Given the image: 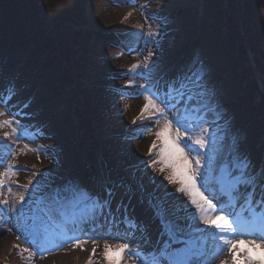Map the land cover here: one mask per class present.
<instances>
[{"label":"rangeland","instance_id":"rangeland-1","mask_svg":"<svg viewBox=\"0 0 264 264\" xmlns=\"http://www.w3.org/2000/svg\"><path fill=\"white\" fill-rule=\"evenodd\" d=\"M192 1L194 3H203L206 11V6L213 8L212 13L206 14V20L210 22L209 24L212 25V27L230 24L231 18L236 20L237 13L234 15V12H239L247 3V0H123L122 3L114 0H38V6L30 5L24 11L19 10L17 5L10 1L9 5L7 2L0 11V14L3 16L0 17V20L4 33H7L11 26L14 27L21 23H24L25 26L24 29L21 28V36L18 34L17 37L11 38L17 40L20 44L16 46L13 45L15 44L14 42L11 43V47L7 49V51H9V57L5 58L2 62V65L6 66L9 63L8 58L24 60L21 64H23L22 66L25 68V71L20 74L21 81L24 83L19 84L12 76H10V79L13 81L8 82L0 73V90L4 96L6 92L8 93V96H5V98L0 95V101L7 98L11 102L10 106H6L5 103L0 102V121L13 119L20 121L21 125L19 126L21 138L17 140V134H11L6 138V142L3 138V133H12V129L18 127V125L11 124L0 126V159L5 161L4 163H0V173L4 172L8 163L17 166L26 165L29 169L27 171H16V174L11 177L10 184L0 186V202L7 199L9 201V208L12 205H16L17 210H19L20 203L18 202L17 194L23 192L26 197L24 202L26 217L34 215L33 212L28 210L30 205L32 207L35 206L30 199L31 194L38 192L53 175L58 178L69 177L70 179H74L76 177L74 169L78 166L77 161H75V154L86 152V147L79 150L78 146L71 145L69 143L71 141L68 140L66 134V132H68L72 135L77 134L84 136L85 133L80 134L74 128V122L69 123L68 129L63 127L67 119L71 120V117L73 118L72 110L68 108V110L64 111L63 115H54L53 106L48 104V98L53 102L59 101L60 103L58 104H61L62 99L60 95L64 93L66 86L67 91L70 92L68 89L69 86L66 84V78L61 73L57 71V75H53L51 67L39 62L40 59H47L43 56L45 53L39 49V40H41V38L34 35L39 31V22H34L36 26L30 28L26 27L27 20H42L44 24L48 25L54 23L57 18L68 17L65 10L79 9L80 7L84 9L81 5L85 6L87 2L90 8L86 13L90 19H92V24L102 27L105 31L116 26L124 15L125 17L121 19L122 26L130 24L136 26L131 27L130 31L125 35L126 47L128 46L127 48L129 51L121 53V56L115 54L108 57L107 55V62L103 60L101 67V70L106 65V69H114L119 68L122 64L129 63L131 66L130 69L124 72V74H127V78L118 77L116 79V77H114L113 80L119 83L125 82L124 89H129V85L126 82H131V79L135 77L133 84L137 87L136 94L134 96L132 95L129 100H125L124 98L121 99L117 96L119 100L115 102L116 98L113 94L109 95L110 93L105 92L100 86L93 87V97L98 113L87 105L88 112H91V115L90 117L83 115V122L88 125L91 119L92 121H107L105 117H103V108L106 110L110 107L116 110V107L120 106L119 111L121 112L114 117L118 123L110 125L112 130L101 128L100 131L103 136H100L99 142L95 143L96 145L102 144L101 149H103V154H108L111 157L109 159L116 163V170H114V167H108V164L112 166V162L108 160V157L102 155L101 149L89 143L87 144L91 145V147L90 150L86 152L87 158L78 157V164L87 165L89 163L93 166L91 168H94L96 165L101 166L98 168L99 170L101 169L100 172H103L105 176L108 175L113 179L117 178L116 171L117 167H119L122 174L128 176L131 180L136 178L138 186L141 188L140 192L144 193L143 197L146 200V205H148L149 210L148 212L142 211L141 207L138 206V201L135 199V190H124L122 194V199L125 200L123 204L124 208L125 210L133 211L130 215L124 216V219L131 220L134 226L131 228V231L129 229L124 231L126 235H121L125 236L124 240L98 238L96 241L99 246L97 247L96 254L93 256L95 264H105L102 256L105 240L110 244L134 240L135 242L131 245L132 251H141L140 246L144 241H148L153 246L156 244L161 234V226L160 222L153 214L152 207L148 202L147 193H153L155 190L156 193L164 195L167 193L164 191L171 190L172 193L169 198H166L167 200L175 202L189 201L184 194L177 193L176 189L179 187L178 184L175 185L176 188L174 185L168 184L164 179L166 174H161L156 171V169L146 167V163H150V159H155L157 157V155L155 156V153H153L149 158L148 151L152 136L155 137L156 131L159 130L164 122L158 125L154 134H151L147 126H145L143 131L146 132L142 131L141 133L138 132V134H134L135 137L132 138L134 140L129 143H121V141L125 139L123 137H108L106 134H118L126 129L123 127L127 123L128 127L132 128L139 125L140 122L145 121L141 119V121H137L135 125L132 124L133 120L129 121V119L138 112L142 104L144 105L145 89L149 95L153 96L158 104V101H160V103L162 102L160 96H157L155 93L154 84L156 78L159 77L161 80H167L169 74L173 75L174 72H181L173 69L175 65L174 61L176 58L178 60L182 58V50L187 45V42L184 41L185 38L181 39V37L178 36L179 31H183L184 28H178L174 21H170L166 15L162 14L164 13V6L166 3L168 6L179 3L183 6V4H190ZM192 16L193 14H191L189 19L181 20V22H187V24H189ZM260 18L259 22L264 25V18L262 16H260ZM240 21H243V19L239 18L238 22ZM203 23L206 24L204 21ZM253 25L256 26V24ZM243 27V25H234V29L239 33L244 31ZM256 30L255 28L253 30V34L256 36L259 37L260 33L263 34V32L258 31V29ZM191 32L188 33L189 36L192 34ZM149 33L159 34L149 37ZM181 33L183 34V32ZM132 34H134V36H131ZM200 39L202 42H197L192 53H190L186 59L184 58V60L186 61V65H188L187 68L197 64L199 65L196 71L205 76L209 95L214 91L215 98L214 101L208 105L207 110L199 114L192 112L187 114L189 117V135L193 138L204 136L210 141L214 139L216 141L214 146L216 152L219 156H221V154L224 155L223 159L226 163L229 162V154L235 159L237 155V146L240 147L241 154L248 156L252 155L251 158L254 161L260 162L264 159V142L260 144V148L256 149L251 148L252 146L249 144H245L247 147L245 148L240 141L243 142L248 138L251 139L252 131L260 132L264 135V121L261 128H252L250 131L249 123L251 122L254 124L253 121L248 122V125L247 122L243 125L240 124L244 121L238 122V118L243 115L247 116L245 119L249 118L257 121L264 113V103L252 97L253 90L255 89L253 88L254 82L249 81L244 83V91L247 90V92L241 95V98L247 110H244L242 106L233 109L229 108L232 103L231 101L223 99L217 101V98H223L222 95L227 94L229 89L222 84L212 85L214 82H208L207 78L212 79L215 71L230 70L231 66L228 67V63L226 64L224 57L227 53L222 49L220 43L217 44L213 50H210V56L206 57L204 60L199 59L202 57L201 50L203 46H205V43H203L205 38L200 36ZM262 40H264V38H262ZM4 45L5 44H0V54L3 50L2 46L4 48ZM35 47L37 51L36 53H32ZM43 51H45V49H43ZM108 51L113 52L115 50L108 49ZM149 52L155 53V55L150 58L155 61V63L148 72H144L142 67L141 69H133V65L139 64L143 66L145 62L144 57L148 56ZM206 53L207 52H204V54ZM247 71L250 74L252 73L251 69H247L244 72ZM17 75L18 72L14 74V77H17ZM52 77L54 79H52ZM255 77L256 73L254 72V79ZM110 79H112V77L108 76L107 80ZM53 81L56 83V87H54ZM36 86H39V88L37 89ZM132 92L133 91H131V94ZM260 96L261 95H259V97ZM85 101L87 102V100ZM232 101L234 102L235 100ZM111 103H114V105H111ZM209 109H213L214 111H212L214 113L209 114L208 112H211ZM113 110H108L109 115L114 113ZM173 110L182 111L178 107H174ZM22 112L27 113V117L20 115ZM97 115L98 117H96ZM67 116L69 117L67 118ZM144 124L145 123H143L141 127H144ZM151 124L154 123L152 122ZM245 125H247V127H245ZM205 129H207V131H204ZM181 130L184 131L185 129L182 128ZM185 143L188 145V148L192 149V151L188 152L190 158H194L197 155L204 156V153L208 151V149H199V146L193 144L191 141L186 140ZM9 145H14V147L10 149ZM25 145H27V148H25ZM120 147L121 149H119ZM9 151L15 152L16 155H10ZM153 151H155V149ZM186 151H188V149ZM249 151L253 154L249 153ZM156 152L158 154V149H156ZM124 158L126 161L125 165H127L128 168H123ZM88 159L90 160L89 162ZM106 162H108V164ZM129 166L138 169L136 177L133 174V170L129 172ZM157 168H159V164ZM94 170L96 169L94 168ZM143 170L146 178L143 177ZM82 171L81 169L77 170V172ZM29 178L32 183L29 184L28 189H25L23 185L29 183ZM141 180H143V184ZM156 181L160 183L157 184ZM199 181L202 182V180ZM211 182L212 180L208 183L203 181L202 184L205 190L209 189ZM161 186L163 187L161 188ZM9 187H11V194L8 191ZM142 189L146 191H142ZM205 195L212 200L215 206V212L212 214L213 218L223 214L229 217L231 221H236L235 216L239 213L237 210L241 206L245 209V212L239 213L242 219L250 220L251 214L247 211L246 206L236 205L233 213L230 211L229 213H225L216 206L217 203L214 200L216 195H213V197H209L207 194ZM120 199L121 196H119L118 200ZM238 200L239 197L237 196V201ZM181 207L184 210L182 215L185 218L189 213L195 211L190 201L184 202V205L181 203L180 208ZM253 208L256 212L255 218L258 223L259 218L264 216V208L258 205H253ZM140 222L143 223V227H139ZM65 223L66 219L60 216H55L51 220H48L46 217H41L35 221L34 225L33 221L29 219L28 225L26 226L24 219L18 215L11 214L8 209L0 204V264H87L88 257L91 254L92 241L95 240V238L83 237L81 234L83 227L81 230L74 232L75 238L71 237V234H64L67 232L65 230ZM93 226L94 224L91 227ZM43 227L46 230L43 229ZM193 229H199L201 232L200 236L204 237L201 243L205 244V246L209 245L210 249L206 251L208 256H212L219 248L223 247L222 242L219 240L220 235H225L228 238L243 239L245 241L248 239H256L259 241L261 236L264 235V233L261 232L255 236L244 235L241 233L242 229H240L238 225L235 234L224 232L221 229H216L214 226L204 225L199 219V215L192 218L186 230L191 232ZM134 232H137V234L135 233L134 235ZM31 233L36 234L42 239L41 242L38 243V246H34L31 239H29L27 234ZM25 236L28 239H26ZM76 240L81 241L83 248L74 246ZM240 247L251 248L253 255L258 256L260 260L264 261V248L259 246L253 248V246L247 243L240 245ZM25 249L27 250L25 251ZM144 255L145 254L141 252L142 258ZM227 256V249L224 248L223 252L215 255L214 259H209L207 264H220V261ZM125 260L128 261V264H133V259L128 254H125ZM135 264H141V260H136ZM237 264H244L243 259L238 257Z\"/></svg>","mask_w":264,"mask_h":264},{"label":"snow or ice","instance_id":"snow-or-ice-1","mask_svg":"<svg viewBox=\"0 0 264 264\" xmlns=\"http://www.w3.org/2000/svg\"><path fill=\"white\" fill-rule=\"evenodd\" d=\"M158 34L149 33L148 35L152 37ZM154 55L155 53L149 52L148 56L144 57L143 66L137 64L133 65L132 68L141 69L142 67L144 72H148L155 63L150 59ZM198 67V64L190 66L167 80H161L157 77L154 88L156 95L160 96L162 101L159 104L145 89V103L141 109L142 118L144 112L149 113L144 118L145 126H150L152 122L158 121L161 116L164 118V123L156 131V139L153 140L148 151L150 158L153 150L158 149L157 157L150 159V163H146V167L156 169L161 174H166L164 179L168 184H178L177 193L184 194L190 200V204L194 206L195 211L199 214V219L204 225L214 226L216 229L233 234L237 232V225L242 230L252 229L264 233V216H261L257 223L256 212L253 208V205L264 208V159L256 162L250 156L241 154L240 147L237 146L235 159L229 154V162L225 163L216 152L214 147L216 141L214 139L210 141L204 136L193 138L189 135V117L187 114L189 112L199 114L207 110L208 105L215 98L214 91L209 95L205 76L196 71ZM5 96H8L7 92ZM0 102L5 103L6 106H10L11 103L7 98ZM174 107H178L182 111H174ZM20 115L27 117L28 114L22 112ZM136 123L137 121L134 118L132 124L135 125ZM11 124H17L18 127H14L12 133H3L5 142L11 134H17V140L21 138L19 134L20 121L13 119L0 121V126ZM182 128L185 130L182 131ZM204 131H207V129ZM186 140L198 145L199 149H208V151L204 153V156L197 155L190 158L188 152L192 149L188 148L185 143ZM12 147L14 145H9L10 149ZM25 148H27V145H25ZM9 154L16 155L12 151H9ZM4 162L3 159H0V163ZM158 164L159 168H157ZM18 170L27 171L29 169L26 165L17 166L8 163L4 172L0 173V186L10 184L11 177ZM198 180H203L205 183H208L209 180L214 181L220 186L222 195L227 196L229 200L233 196H238L237 204L246 206L253 219L250 221L243 220L239 213L236 215V221H231L229 217L223 214L213 218L212 214L215 212V206L212 200L201 191ZM31 183L32 181L29 178V183L23 185V187L28 189ZM8 191L11 194V187L8 188ZM142 191L146 190L142 189ZM17 196L20 203L19 210H17L16 205L9 208L7 199L0 202V204L8 209L11 214L24 219L26 226L29 219L33 221L34 225L35 221L41 217L51 220L55 216H60L66 220L71 218L75 222L76 218L83 219L89 213L94 212L96 208H99L100 211L97 219L92 221L94 225L97 220L102 226L105 224L114 225L117 214L122 211L120 205H117L115 209L112 207L114 189L111 185L107 186L101 194L92 191L88 185L77 179L58 178L55 175L38 192L31 194L30 199L35 206L30 205L28 210L33 212L34 215L26 217L25 194L21 192ZM147 196L153 214L161 226V234L156 244L153 246L148 241H144L140 246L141 251H132L131 245L135 242L134 240L116 244H110L105 240L102 252L105 264H128V261L125 260V254L132 257L133 264L138 259L141 260V264H207L209 259H214L215 255L223 252L224 248L227 249L228 256L222 259L220 264H237L238 257L243 259L244 264H264V261L260 260L258 256L253 255L251 248L240 247V245L247 243L253 248L256 246L264 248V235L261 236L259 241L256 239L245 241L220 235L219 240L222 242L223 247L219 248L212 256H208L205 244L201 243L204 237L192 238V235L186 230L188 224L186 218L182 215L184 210L170 208L166 199L167 193L160 195L154 190L153 193H147ZM120 222L123 223L122 217ZM74 246L83 248L80 240H76ZM98 246L97 241L93 240L87 264H95L93 256L96 254ZM141 252L145 254L143 258Z\"/></svg>","mask_w":264,"mask_h":264},{"label":"trees","instance_id":"trees-1","mask_svg":"<svg viewBox=\"0 0 264 264\" xmlns=\"http://www.w3.org/2000/svg\"><path fill=\"white\" fill-rule=\"evenodd\" d=\"M33 0H21V4L31 5ZM0 2H2L0 0ZM84 9L85 7L81 5ZM88 4L86 2V8ZM243 10L245 15L246 24L244 32H249L253 34V30L259 28L258 31L262 32V23L259 22L260 16L264 18V0H247L246 5ZM81 7L79 9L65 10L68 17L57 18L54 30L51 35L47 34L41 40V43H45L48 39V43L51 45L49 50H46L45 54L47 56L56 57L55 64H51L50 67H54L63 76L71 74L72 76L80 77L86 80L87 84L90 86V81L95 77L94 70L98 68L99 56L95 50L91 49L92 46L98 38L97 31L92 25L84 22L82 19V13L85 10ZM239 12H234V15ZM237 16V15H236ZM76 23L83 25L82 27L77 26ZM242 24V25H243ZM253 24H256L253 25ZM0 28L2 26L0 25ZM14 27H11L12 29ZM257 31V30H256ZM11 40L2 37L0 34V44H9ZM250 43V40L248 41ZM13 43V42H12ZM13 45H18L16 42ZM42 50L45 49L41 45ZM54 75L57 72L54 70ZM243 78V75H242ZM88 85H83L81 90L76 88L75 97L76 99H81V93L83 91H88L90 93V88ZM90 98V97H89Z\"/></svg>","mask_w":264,"mask_h":264}]
</instances>
